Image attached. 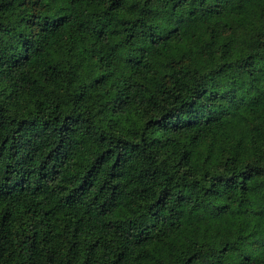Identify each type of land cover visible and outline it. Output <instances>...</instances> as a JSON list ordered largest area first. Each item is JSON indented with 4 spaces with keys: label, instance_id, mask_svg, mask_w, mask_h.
Segmentation results:
<instances>
[{
    "label": "trees",
    "instance_id": "16d2710c",
    "mask_svg": "<svg viewBox=\"0 0 264 264\" xmlns=\"http://www.w3.org/2000/svg\"><path fill=\"white\" fill-rule=\"evenodd\" d=\"M0 264H264V0H0Z\"/></svg>",
    "mask_w": 264,
    "mask_h": 264
}]
</instances>
